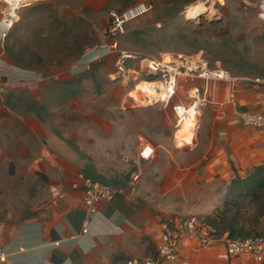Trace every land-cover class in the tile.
I'll list each match as a JSON object with an SVG mask.
<instances>
[{"label":"rangeland","instance_id":"rangeland-1","mask_svg":"<svg viewBox=\"0 0 264 264\" xmlns=\"http://www.w3.org/2000/svg\"><path fill=\"white\" fill-rule=\"evenodd\" d=\"M262 1L210 0L202 3L209 8L207 13L188 20V8L198 0L190 5H178L177 0H32L20 10L19 21L6 39L4 59L12 67L41 74L44 80L16 76L0 85V208L24 209L30 202L46 200L49 188L37 173L57 181L84 176L125 188L131 177L128 172L136 165L126 159L122 147L138 133L152 135L155 122L178 123L172 107L191 105V85L181 81L169 105L134 106L127 94L137 82L126 84L111 77L120 52L136 54L128 67L142 80L149 75L141 74V60L176 55L203 56L210 69L219 67L233 78H247L242 84L253 86L255 80H264ZM142 2L152 9L129 22L126 34L113 37L111 14ZM105 45L116 49L108 53L106 47L99 51L100 57L97 51L88 71L72 69L81 56ZM8 48L20 66L7 57ZM147 108L152 109L141 110ZM202 108L195 133L182 136L179 131L182 139L193 137L178 140L183 150L197 141ZM195 216L202 222L207 218ZM260 230L264 232V221Z\"/></svg>","mask_w":264,"mask_h":264},{"label":"crops","instance_id":"crops-1","mask_svg":"<svg viewBox=\"0 0 264 264\" xmlns=\"http://www.w3.org/2000/svg\"><path fill=\"white\" fill-rule=\"evenodd\" d=\"M86 54L80 58L88 61L95 57ZM0 55L9 70L0 71V85H4L17 78L4 59L5 49ZM232 79L209 83L197 141L185 145L186 150L178 140L193 137L182 139L171 119L155 122L152 135L141 131L143 134L132 136L122 151L136 168L128 172L131 177L125 188L114 187L119 193L112 203L98 205L99 215L90 235L81 236L87 212L80 178L57 181L37 173L49 188L46 200L30 202L24 209L0 208V255L6 254V261L0 264H127L155 256L162 222L221 212L235 175L245 176L253 166L264 163V128H247L239 120L243 112H264V80H255L250 86L241 83L247 78ZM145 144L155 150L149 162L139 158ZM136 175L139 180L133 183ZM225 238L227 235L208 250L181 240L178 264H263L249 256L229 258L223 247Z\"/></svg>","mask_w":264,"mask_h":264},{"label":"built area","instance_id":"built-area-1","mask_svg":"<svg viewBox=\"0 0 264 264\" xmlns=\"http://www.w3.org/2000/svg\"><path fill=\"white\" fill-rule=\"evenodd\" d=\"M42 1V0H40ZM210 0H198L200 3H207ZM243 3L249 4V0H242ZM216 2V0H215ZM32 4V0H0V42L1 49L4 45L11 30L19 21L20 10ZM152 9L150 4L138 3L122 13L113 12L112 27L110 33L113 37L122 36L126 34V25L146 15ZM260 20L264 21V0L260 4ZM105 46L97 47L93 52L86 55L95 54L97 51L106 49ZM116 46L111 45L107 47L108 53H111ZM97 52V53H98ZM0 55V71L4 74V64ZM92 58V57H91ZM137 59L136 54H128L120 52L117 55L115 62V69L112 73L113 79H122L124 83L132 80L137 82L134 90L128 92V97L133 101L134 106L146 105H169L173 103L177 96L179 83L181 81L187 82L192 89L188 93L191 99V105L187 108L185 105H178L174 107L175 114L178 118V123L182 120L181 109L189 110L191 107H196L199 113L200 107L207 102L206 96L209 89V83L213 81H233L229 73L222 68L210 69L209 63L203 56H170L168 59H143L141 60V74L147 73L146 79H141V76L136 71L128 67V61ZM80 58L79 61L74 62L73 68L75 72L90 70L93 59L85 60ZM12 70H18L16 74L20 80L38 81L44 80L42 75L37 72L21 70L17 67L10 66ZM4 77V76H3ZM195 80H202L203 85H195ZM142 82L151 84L152 92H141L138 90ZM264 83V81H263ZM145 105V106H146ZM239 120L244 127L251 129L264 128V112H243L239 114ZM179 144V142H178ZM192 146L193 144H186ZM180 146V145H179ZM155 157L154 148L145 144L139 152V158L142 161L149 162ZM139 180V176L133 177V183ZM84 192V207L87 212V217L82 224L81 236L91 234V226L95 218L99 215L98 205L112 203L119 191L109 184L93 180L84 176H80ZM134 187L132 192H134ZM162 230L159 239L156 243V256L144 259H132L127 264H178L180 260L179 244L181 240L191 242L198 248L208 250L213 248L219 238L216 236V231L207 226L197 216H189L188 218L178 220L177 222L165 221L161 224ZM72 239H75L73 237ZM224 251L229 258H238L240 256H249L257 263L264 264V232L260 235L251 236L245 239H224ZM0 261H6V254L4 252L0 255Z\"/></svg>","mask_w":264,"mask_h":264},{"label":"trees","instance_id":"trees-1","mask_svg":"<svg viewBox=\"0 0 264 264\" xmlns=\"http://www.w3.org/2000/svg\"><path fill=\"white\" fill-rule=\"evenodd\" d=\"M183 2L190 5L195 0H177L178 5ZM144 31L143 34H148L153 30ZM138 33L140 32H132L133 35ZM82 54L81 51L79 55ZM7 55L11 62L21 65L10 48ZM256 206H259L257 213L253 212ZM262 218H264V163L253 166L245 176L236 174L228 187L223 210L208 216L204 223L216 231L217 238L227 235L228 239H245L262 233L260 230Z\"/></svg>","mask_w":264,"mask_h":264},{"label":"bare ground","instance_id":"bare-ground-1","mask_svg":"<svg viewBox=\"0 0 264 264\" xmlns=\"http://www.w3.org/2000/svg\"><path fill=\"white\" fill-rule=\"evenodd\" d=\"M205 4L202 3H196L188 8V11L186 12V18L188 20H195L199 15L204 14L205 12L209 10V8L204 7ZM143 86V87H142ZM142 87V89H141ZM138 90L141 92H148L149 94L152 92L151 84L147 82H142ZM133 103V102H132ZM135 104V103H133ZM143 105H146V102L143 103ZM141 107V104L139 105ZM138 106V107H139ZM139 107V108H140ZM198 112L196 111V107H191L189 110H183L181 109V116L182 120L179 122V128L178 132L180 131L182 136H191L192 131L197 126V120H198Z\"/></svg>","mask_w":264,"mask_h":264},{"label":"water","instance_id":"water-1","mask_svg":"<svg viewBox=\"0 0 264 264\" xmlns=\"http://www.w3.org/2000/svg\"><path fill=\"white\" fill-rule=\"evenodd\" d=\"M42 178L46 179L45 175L44 174H39Z\"/></svg>","mask_w":264,"mask_h":264}]
</instances>
